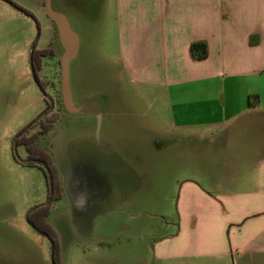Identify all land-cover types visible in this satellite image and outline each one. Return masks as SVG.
<instances>
[{"label": "rangeland", "instance_id": "1", "mask_svg": "<svg viewBox=\"0 0 264 264\" xmlns=\"http://www.w3.org/2000/svg\"><path fill=\"white\" fill-rule=\"evenodd\" d=\"M91 1L50 0L81 40L70 64L78 111L69 112L65 50L46 0H0V264H218L167 259L157 248L177 233L181 176L223 165V156L203 158L197 140L170 129L167 94L123 68L115 0ZM33 47L53 51L40 82ZM48 116L55 121L45 131ZM46 175L60 198L51 199ZM41 206L39 229L28 215Z\"/></svg>", "mask_w": 264, "mask_h": 264}, {"label": "crops", "instance_id": "2", "mask_svg": "<svg viewBox=\"0 0 264 264\" xmlns=\"http://www.w3.org/2000/svg\"><path fill=\"white\" fill-rule=\"evenodd\" d=\"M115 4L125 72L167 94L170 129L197 140L198 155L225 161L181 176L180 224L157 252L264 264V0ZM194 42L207 43L206 58L192 57Z\"/></svg>", "mask_w": 264, "mask_h": 264}, {"label": "trees", "instance_id": "3", "mask_svg": "<svg viewBox=\"0 0 264 264\" xmlns=\"http://www.w3.org/2000/svg\"><path fill=\"white\" fill-rule=\"evenodd\" d=\"M249 42L251 45H256L258 43V37L251 36ZM190 50H191L192 57L194 59H203V58H206L209 54L208 45L206 42H194L191 44ZM52 55H53V51L51 49H36L35 47H33L31 51L30 60H31L33 75L37 82H40V80L38 79L37 73L42 67L43 58L52 56ZM54 121H55V117L53 116H48L45 118L44 120V122L46 123L45 131L51 128ZM27 149L29 152L30 164L36 165L37 161L40 160L38 156L40 155L38 150L33 148L31 146V143L27 144ZM46 181H47L48 191H49V195L51 196V199L60 198L61 194H60L59 187L56 185L57 184L56 180L53 179L52 176L46 175ZM47 211H48V206L38 207L36 210H34L28 215V221L31 224H33L35 227L39 229L42 228V226L45 225L44 216L47 214ZM53 245H55V242H53Z\"/></svg>", "mask_w": 264, "mask_h": 264}, {"label": "water", "instance_id": "4", "mask_svg": "<svg viewBox=\"0 0 264 264\" xmlns=\"http://www.w3.org/2000/svg\"><path fill=\"white\" fill-rule=\"evenodd\" d=\"M46 8L49 17L56 23L59 38L64 48L62 59V88L61 95L65 109L69 112H77L72 97L70 86V64L76 59L79 51V37L71 28L66 16L62 13L55 12L51 8L50 0H46Z\"/></svg>", "mask_w": 264, "mask_h": 264}]
</instances>
